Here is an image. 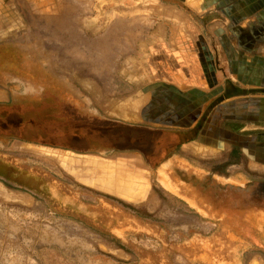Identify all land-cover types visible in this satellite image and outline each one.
<instances>
[{"label":"rangeland","instance_id":"rangeland-1","mask_svg":"<svg viewBox=\"0 0 264 264\" xmlns=\"http://www.w3.org/2000/svg\"><path fill=\"white\" fill-rule=\"evenodd\" d=\"M5 3L0 83L15 100L0 103V264H264V220L249 229L234 209L228 229L223 210L228 197L264 210L263 173L238 150L181 147L152 120L109 118L138 116L157 80L205 77L203 90L213 88L222 80L215 65L230 62L227 38L184 11L163 22L158 14L173 11L158 0ZM133 15L147 21L132 24ZM89 159L102 177L141 185L138 195L88 186L62 164L80 171ZM185 184L216 214L186 197Z\"/></svg>","mask_w":264,"mask_h":264},{"label":"crops","instance_id":"crops-1","mask_svg":"<svg viewBox=\"0 0 264 264\" xmlns=\"http://www.w3.org/2000/svg\"><path fill=\"white\" fill-rule=\"evenodd\" d=\"M5 1L0 0V28L5 20ZM158 1L172 7L173 11V17H168L164 12L158 14L163 22H180L176 15L180 16L184 11L190 16H196V21H206V25H210L207 30L213 29V36L215 34L227 38L224 44L227 45L230 62L226 66L215 65L222 80L216 81V85L213 83L215 86L211 89L203 90L201 87L203 85L208 88L210 80L205 77L191 85L183 81L157 80L152 83L153 87L143 93L138 116L118 113L109 115V118L123 124H149L148 121L152 120L154 124L165 127V132L179 136L181 147L198 143L210 150L220 144L225 154L238 150L247 159L246 165L250 170L264 174V134L260 130L264 126V0ZM134 16L132 24L147 21L144 18L135 19ZM231 48L236 51L237 60L231 57ZM7 85L9 83H0L1 104L15 100ZM81 177L79 179L84 184L91 186L85 181L84 174ZM228 186V191L231 187L235 188L234 185ZM247 188L238 187L234 191L249 193L251 188ZM250 196L256 197L252 194ZM229 207L233 210L236 208L243 215L249 229L251 222L253 229H256L252 218L257 217V222L264 220V210L255 202L247 204L237 201L233 205L229 200Z\"/></svg>","mask_w":264,"mask_h":264},{"label":"bare ground","instance_id":"bare-ground-1","mask_svg":"<svg viewBox=\"0 0 264 264\" xmlns=\"http://www.w3.org/2000/svg\"><path fill=\"white\" fill-rule=\"evenodd\" d=\"M64 157H66V156H64ZM85 160H86V158H85ZM62 164H63V166H65L64 167L65 169H67L68 171L71 172V174L74 173V175H75L74 177H76L77 179H79V178L82 179L81 175L84 174L85 181H87L88 184L91 185L94 188L103 189L105 191H108V192L113 193L115 195H118L120 197H125V198H129V199H132L134 197V195L137 194L138 191L140 192L139 189H140L141 185L139 186L138 184H135L133 182H125L124 180H122L123 177H121L122 179L120 178L119 181H118L117 178H116V175H113L112 173H106L104 177H102L103 175H99V173H97V171H96V168H98V167L101 168V165L99 163H96V162L92 161L91 159H89L86 162L83 161L81 163H78L79 165L84 167V169H81L80 171L79 170H74L72 168L73 166H72V162L71 161L62 160ZM85 164L88 165V166H86ZM87 167H89V168H87ZM87 175H89V177H91V178H88ZM140 178H142V177H140ZM131 180H134V179H131ZM0 196H4L2 194V192H1V190H0Z\"/></svg>","mask_w":264,"mask_h":264},{"label":"flooded vegetation","instance_id":"flooded-vegetation-1","mask_svg":"<svg viewBox=\"0 0 264 264\" xmlns=\"http://www.w3.org/2000/svg\"><path fill=\"white\" fill-rule=\"evenodd\" d=\"M180 140V139H179ZM178 140V141H179ZM181 175V174H180ZM180 178H181V176H180ZM186 186L185 187H187V184H185ZM193 186H191V188L190 187H187V189L186 188H184V189H182V188H180V191L182 192V193H184V195L187 197V196H189L190 194H188L189 193V191L191 192L193 189ZM235 190V188H233V187H231L230 188V192H235L234 191ZM189 198L191 199V201H193L194 203H196V204H198V205H203L204 207H206L207 209H209V211L210 212H213L214 214H216L215 213V208L213 207V203L212 204H209V202H207V201H202L200 198H198L197 197V195H191V196H189ZM229 200H230V197H228V200H227V203L225 202V203H223V210H225L226 211V208H227V213L225 214L224 213V219H225V223H226V225H227V228L228 229H234V225H235V217H236V215H235V212H234V210H233V208L232 207H229ZM230 201H232V200H230ZM232 204L234 205V201H232ZM236 204V203H235ZM203 206H201V207H203ZM236 207V206H235ZM235 209V211L237 210L236 208H234ZM236 212H238V210L236 211ZM239 214V213H238ZM226 217V218H225ZM244 218V217H243ZM247 242L249 243V244H251V241H250V239L248 238L247 239Z\"/></svg>","mask_w":264,"mask_h":264}]
</instances>
